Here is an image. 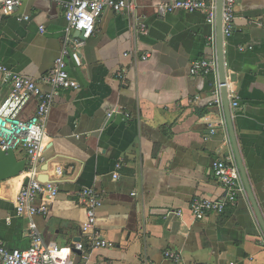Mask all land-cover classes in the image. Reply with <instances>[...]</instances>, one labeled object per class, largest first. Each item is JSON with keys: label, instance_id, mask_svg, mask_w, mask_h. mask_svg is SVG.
Listing matches in <instances>:
<instances>
[{"label": "crops", "instance_id": "crops-1", "mask_svg": "<svg viewBox=\"0 0 264 264\" xmlns=\"http://www.w3.org/2000/svg\"><path fill=\"white\" fill-rule=\"evenodd\" d=\"M69 1L25 0L0 11V64L33 79L49 74L76 35L67 30ZM128 1L132 8L121 15L104 12L81 66L70 64L77 86H43L52 107L40 174L59 190L36 201L47 213L19 214L27 178L0 181V240L28 249L38 233L69 264H264V230L245 188L205 219L190 208L195 199L223 197L213 163L236 162L224 100L216 102L228 72L234 131L264 217V0H236L224 72L207 9L161 15V6L176 0ZM196 60L216 67L192 73ZM37 107L31 100L20 118H34ZM14 150L27 159L23 147ZM87 187L101 199L90 230L79 194Z\"/></svg>", "mask_w": 264, "mask_h": 264}, {"label": "built area", "instance_id": "built-area-1", "mask_svg": "<svg viewBox=\"0 0 264 264\" xmlns=\"http://www.w3.org/2000/svg\"><path fill=\"white\" fill-rule=\"evenodd\" d=\"M25 0H0V11L8 13L15 7L23 4ZM133 2L128 0H70L67 4L66 19L67 30L76 32L70 43L64 47L62 54L56 60L55 67L49 74L40 79L22 75L18 71L0 64V149L23 147L27 152L26 165L23 174L27 181L22 185L17 197V212L45 214L48 211L46 203L36 205L41 194L48 191L55 195L59 186L55 180L40 181L39 174L44 158L40 155L42 139L46 134L47 118L52 107L51 93L45 92L43 86L49 85L52 90L60 88H74L77 81L70 74V64L81 66V50L87 39L91 37L96 24L101 20L104 12L110 9L114 15H121L132 8ZM236 0H223V36L229 37L233 31ZM207 9L210 20L215 21L218 14L217 0L210 3L206 0H176L164 3L160 14L165 15L175 10L195 11ZM28 18V16H26ZM226 56V49H224ZM127 55V54H126ZM216 65L209 60H196L192 64V73L199 70H213ZM224 68H228L225 58ZM217 84L216 102L223 103L231 88L228 72H224ZM3 88L6 93L3 95ZM38 99L36 115L32 119L20 118L21 113L31 100ZM239 101H234L233 106H238ZM213 173L225 194L218 200L195 199L190 208L197 219H205L210 212H222L230 202H234L238 195L244 191L240 171L236 162L215 161ZM57 175L61 170L55 169ZM80 202L85 205L89 219L84 225L85 230L92 229L96 224V210L101 205V199L95 188L87 187L80 191ZM33 245L28 249L9 248L0 240V264H69L67 255L60 251H50L43 243L41 235H32ZM169 256L175 253L168 251ZM88 264V263H85Z\"/></svg>", "mask_w": 264, "mask_h": 264}, {"label": "water", "instance_id": "water-1", "mask_svg": "<svg viewBox=\"0 0 264 264\" xmlns=\"http://www.w3.org/2000/svg\"><path fill=\"white\" fill-rule=\"evenodd\" d=\"M222 10H223V0H218V14L216 19V25H217V46H218V52H219V63L221 70L224 72L226 68H224V61H225V55H224V36H223V17H222ZM234 83V82H233ZM224 107L226 110L227 115V122H228V128L230 131L231 141L234 147V153L236 157V162L240 171L241 179L244 185V188L247 191V194L250 198V201L254 207V210L256 212V215L260 221V224L264 230V217L262 215V212L259 208V205L257 203L256 197L254 195L246 167L244 165V161L242 159L240 149L238 146V141L235 135L234 131V125L231 115V105L229 97L226 96L224 98ZM26 165L25 159H18L17 155L15 153V150L13 148L8 149H0V181L8 179L13 176H18L23 174L24 169ZM38 179L40 181H48V176L46 174H40L38 176Z\"/></svg>", "mask_w": 264, "mask_h": 264}]
</instances>
